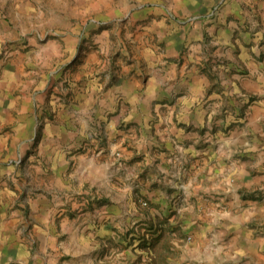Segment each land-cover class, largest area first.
<instances>
[{
	"label": "rangeland",
	"instance_id": "obj_1",
	"mask_svg": "<svg viewBox=\"0 0 264 264\" xmlns=\"http://www.w3.org/2000/svg\"><path fill=\"white\" fill-rule=\"evenodd\" d=\"M164 61L185 65L197 82L164 77L168 91L152 98L150 77ZM111 98L201 103L194 109L204 123L182 125L225 161L217 176L215 158L206 172L203 161L170 162L167 172L153 160L142 165L145 181L128 192L112 240L104 227L96 236L93 223L110 206L106 193L126 191L108 181L107 138L92 124ZM85 113L99 136L76 148L71 118ZM186 143L191 153L200 148L195 136ZM177 149L178 160L189 152ZM111 156L114 173H133L131 164L119 169L120 151ZM179 179L192 182L190 197L182 187L178 201L163 205ZM216 181L233 193H219ZM234 215L246 225L234 231L238 254L229 250L223 264H250L255 229L264 235V0H0V264H83L80 252L97 243L98 264L106 256L115 264H222L221 226Z\"/></svg>",
	"mask_w": 264,
	"mask_h": 264
},
{
	"label": "crops",
	"instance_id": "obj_2",
	"mask_svg": "<svg viewBox=\"0 0 264 264\" xmlns=\"http://www.w3.org/2000/svg\"><path fill=\"white\" fill-rule=\"evenodd\" d=\"M180 35V40L184 39V37L182 36L183 34L181 33ZM223 42L224 41H222V43ZM170 53L172 54V52ZM170 67H172V69ZM159 70L160 72L158 73L157 77H150L149 90L153 91V94H151L152 98L161 97V95L163 96L165 94V91H168V88L164 87L166 85V80L164 77H167L168 79V77L171 78L172 76H174V78H171L172 80L177 78L178 76V79L181 81L179 85L182 84L185 86H192L193 83L197 82L196 79H191V74H193V72H190L189 79L188 74L190 69H186L185 65L177 69L174 63L167 64L166 61H164L162 68H159ZM175 81L177 80H172V84ZM172 87L173 86H170L169 90H171ZM181 97L184 98V96ZM138 99L139 98H137V100ZM144 101L145 102H115L114 98H111V102H100V106H103L99 107V112L96 114L95 120H92V124L94 126L97 125L100 129V133H102L103 136L107 138V143L105 142L103 143V145L100 144L101 151L104 150L107 156L106 163L104 164L107 167V179L110 183L120 182L122 187H124V191H126L124 194H121L119 196H114L113 194L106 193L109 199L110 206L106 209H103V214H100L102 215V218H99L100 220L98 219L96 223H93V227H95L96 229V236L102 233L100 231V227H104L106 231H104L103 234H105L109 237V239L112 240L116 229H122L119 217L123 214H127L129 206L128 199L130 197L128 192L130 191L131 187L136 185L140 186L139 183L142 184L145 181V179L142 178L140 175V173L144 170L142 169V165H144V167L146 165H150L153 160L159 162L158 165L162 167V170L167 172L170 162L179 163L183 165L190 164L191 166H194L195 163L198 164V162L202 163L203 161L204 165L201 166V169L199 168V171L202 170L203 172H206L208 167V161H211L213 160V158H215V175L217 176L218 173L222 174V171L224 169L225 161L223 154L218 153L217 151H215L214 153V148L211 145L207 146V148L204 147L202 141H200L202 139L200 131L192 132L190 130H186L185 125H182V123H195L197 126H201L204 123V118H202L199 113H196V109H194L197 106L201 107V103L198 104L199 102H146V99H144ZM83 112H86V110H84ZM112 112H118L115 117L116 121L114 119L109 121L111 119H109V115ZM86 115L87 113H85V115L83 114L82 116H80L78 118V121H76L77 118L75 116L71 118V125L73 126L72 129L74 137L78 135L74 145L76 148L77 146L81 145L83 141L87 140V138L91 137L92 139H95L99 136L98 133H93V127H91V125L89 124L90 121H87V118H91V116ZM121 118H124L123 120L125 122L122 127H119L118 125ZM195 118L196 120H193ZM58 128L57 129L59 131L55 130L56 136L54 137V139H56L57 141L54 149L57 150V152H61L62 136L67 132V126H65L64 124L62 125L61 123ZM193 136L197 137V145L200 148L197 149V146L194 147L195 149L193 153H191V150L189 151L187 150L188 148H186V142H188V140L191 139ZM178 143L182 144L185 147L186 153L187 151H189L187 154L182 152L180 154L179 160L177 157ZM188 146L191 147L193 145L189 144ZM182 149L184 150V148ZM115 151H120L123 155V161L120 162L118 165L119 169L121 170L122 168L124 170H128V167H130L129 164H131L133 165L131 167L133 169V173L129 175H127L126 173L124 175L123 173L116 174L113 172V164L117 163L114 157L111 155ZM191 154L196 155V160L194 162L190 158ZM172 157H174L173 160ZM182 166H180V170ZM150 177L149 179L153 180V178ZM140 179H142V181ZM179 180L180 185L176 184V187H179L177 190L172 193H168L165 198L164 195L162 196L161 199L163 205H168L169 203L173 202V200L178 201L177 199L182 196V187L185 188V198L190 197V188L193 186L192 182L188 180V183L185 184L181 179ZM216 182L217 188H221V190H219V193H222V191L228 192L230 190L227 185H224L226 183H223V185L220 186L218 181ZM147 183L148 180L146 181V184ZM160 190L161 189L159 188V191ZM230 191L233 193L234 189H231ZM111 206H114V210H116L112 211ZM231 219L232 222L229 223L230 225H227L225 222V224L221 226V229H224L222 233H224L225 236L221 237L222 243L218 244L216 249V257L222 264L226 261V258L229 257V250L231 251V253L234 250V254H238V252L235 251L236 249L234 248L236 239V234L234 231L238 230L240 224H243L244 226L246 225L245 221L243 222L236 215L232 216ZM255 231V234H257L256 240L258 241L256 246L258 248H254L256 256L253 257V259L250 261V264H264V255H262L264 254V235H258L259 231L256 229ZM95 243L97 242L95 241ZM8 248L12 249V247L6 246V249ZM99 248L100 247L98 243L95 246H90L89 249H87V247H84L82 252H80L81 257L86 258L83 264H98V261L101 258L99 256ZM63 251L71 253L72 256L74 255L73 253H76V251L72 248H68L66 250V248L64 247ZM16 256L18 255L16 254ZM107 257L108 256H106L108 262H106L105 264L116 263L112 260H109V258ZM118 258L119 256H116L115 260H117ZM120 259L121 258L118 259L119 261L117 260V263H121ZM18 260L19 259L15 257L16 263H19ZM26 263L30 264L28 263V261Z\"/></svg>",
	"mask_w": 264,
	"mask_h": 264
}]
</instances>
